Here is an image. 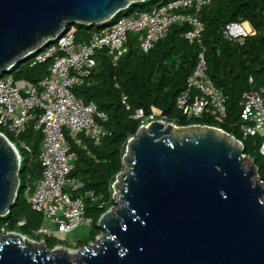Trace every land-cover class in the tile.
<instances>
[{
	"label": "water",
	"instance_id": "95a60500",
	"mask_svg": "<svg viewBox=\"0 0 264 264\" xmlns=\"http://www.w3.org/2000/svg\"><path fill=\"white\" fill-rule=\"evenodd\" d=\"M143 1L0 0V77L67 28L104 25ZM186 127L151 122L127 140L112 183L116 206L97 220V246L73 250L75 264H264V187L254 165L217 129ZM16 169L0 134V217L15 198ZM33 244L0 235V264H71Z\"/></svg>",
	"mask_w": 264,
	"mask_h": 264
},
{
	"label": "trees",
	"instance_id": "16d2710c",
	"mask_svg": "<svg viewBox=\"0 0 264 264\" xmlns=\"http://www.w3.org/2000/svg\"><path fill=\"white\" fill-rule=\"evenodd\" d=\"M166 1L145 0L133 3L104 25L89 27L76 24L72 26L75 40L87 42L92 33L115 20L149 11ZM197 18L202 25L199 46L189 44L182 38V33L189 30L186 25H172L166 36L146 53L138 52L135 36L127 34L125 51L114 65L105 50L95 52L94 68L85 77L83 84L72 88L75 97L84 103L92 102L97 111L106 116L101 124L106 135L97 146L85 141L86 149L83 150L70 144L76 159L69 176L82 183L81 192L91 193V199H85L84 216L90 220L92 231L85 240L77 243L79 247L93 241L94 236L100 232L96 226L98 218L116 205L111 197V185L123 169L121 158L125 143L134 135L138 126V121L131 117L138 110L145 115L153 107L168 120H175L177 126L204 125L231 135L241 142L243 155L254 165L257 180L264 187V152L261 150L264 137L242 138L238 133L241 94L250 88L264 87V0H211L197 13ZM231 21L247 22L251 29V35L241 46L228 42L221 34L223 25ZM200 50H203L207 76L225 99V115L221 123L205 115L186 119L174 105ZM28 62L29 57H24L9 71L12 80L35 84L47 73L48 62L33 67H29ZM248 77L252 79L251 84L247 82ZM120 94L126 96L128 110L120 105ZM17 140L25 144L29 153L17 150L21 158L16 175L19 186L11 208L0 217V231L32 238L41 217L29 209L22 197V190L26 182L35 181L40 176L37 155L41 134L33 132L31 122H28ZM21 220L23 224L18 226ZM34 238L42 240L46 249L56 245L50 243L53 239Z\"/></svg>",
	"mask_w": 264,
	"mask_h": 264
},
{
	"label": "built area",
	"instance_id": "2783aa9c",
	"mask_svg": "<svg viewBox=\"0 0 264 264\" xmlns=\"http://www.w3.org/2000/svg\"><path fill=\"white\" fill-rule=\"evenodd\" d=\"M210 1L168 0L149 11L115 20L100 31L92 33L87 42L76 41L73 31L67 28L52 44L44 48L42 44L39 50L25 56L29 57V67L48 62L47 73L35 84L25 80L14 81L10 74L0 77V134L16 151V175L21 158L15 144L6 135L16 141L19 149L29 153L25 144L17 140V136L28 122H31L33 132L41 134L37 155L40 176L35 181L26 182L22 190V197L29 209L41 217L39 227L32 233L33 238L38 235L53 237L65 234L83 221L90 223L84 213L85 199H91V193L81 192L82 183L69 176L76 159L70 144L83 150L86 149L85 141L97 146L106 135L101 126L106 116L97 111L92 102L84 103L75 97L71 90L83 84L85 77L94 68L95 52L105 50L114 65L125 51L127 34L135 36L137 51L146 53L166 36L172 25L189 27V30L182 33V38L189 44L195 43L199 46L202 25L198 21L197 13ZM221 34L228 42L241 46L251 35V29L247 22L231 21L223 25ZM12 68L9 67L8 70ZM247 82L251 84L252 79L248 77ZM126 100V96L120 94L119 103L124 110L129 109ZM224 101L222 92L211 83L206 74L203 50H200L191 73L185 79L182 91L175 98V108L186 119L205 115L221 123L225 115ZM239 106L240 136L264 137V87L244 91ZM131 118L138 121L137 129L140 125L144 127L151 122L183 128L153 107H150L145 115L138 110ZM215 129L224 133L218 128ZM224 134L242 148L239 140ZM261 150L264 152V143ZM18 186L16 177L15 190ZM22 224V220L17 223L18 226ZM101 236L103 233L99 232L86 246L94 249ZM29 241L37 244L32 239ZM40 243L44 246L42 240ZM52 250L64 252L70 249L56 244Z\"/></svg>",
	"mask_w": 264,
	"mask_h": 264
},
{
	"label": "rangeland",
	"instance_id": "374dc122",
	"mask_svg": "<svg viewBox=\"0 0 264 264\" xmlns=\"http://www.w3.org/2000/svg\"><path fill=\"white\" fill-rule=\"evenodd\" d=\"M70 28V31H73L74 27H69ZM9 137V136H8ZM10 140L15 144V147L16 149L19 150V147L17 146L16 144V141L13 140L11 137H10ZM248 162L250 161L248 158H247ZM243 166H247L246 165V162L244 161L243 162ZM124 170V168L122 169V171ZM257 178H255L256 180ZM115 180V179H114ZM114 182V181H113ZM112 190V193H113V188H111ZM115 192V191H114ZM112 197V195H111ZM262 200L264 201V196L262 197ZM116 206V205H115ZM114 206V207H115ZM92 231V226H91V223H86L85 221L81 222L80 224H78L73 230H71L70 232L68 233H65V234H58V235H53V237H43L41 235H38V238L39 240L42 238V239H49V240H52L50 243H54V244H58L62 247H66L70 250H74V249H78L80 248L77 243L78 242H81L82 240H85L87 238V236L90 234V232ZM4 233H2L0 231V235H3ZM32 239L34 242H36L37 244H40V241H37L35 238H28V240ZM43 245V244H42ZM88 245V244H87ZM86 246V245H85ZM87 247V246H86ZM88 248V247H87ZM54 252H59V251H54L52 250V247L47 249V255H51L53 254ZM72 260V259H70ZM73 264H75L73 262Z\"/></svg>",
	"mask_w": 264,
	"mask_h": 264
},
{
	"label": "bare ground",
	"instance_id": "6f19581e",
	"mask_svg": "<svg viewBox=\"0 0 264 264\" xmlns=\"http://www.w3.org/2000/svg\"><path fill=\"white\" fill-rule=\"evenodd\" d=\"M187 129H190L189 127H186V128H176V130H180V131H182V132H185V130H187ZM246 162V161H245ZM244 165V164H243ZM246 165H247V162H246ZM246 167V166H245ZM29 243H32V242H30L29 241ZM36 245V244H35ZM34 244H33V246H35ZM54 253H56V254H59V253H61V252H54ZM64 254H65V256L68 258V260L70 261V263L71 264H73V262H74V260L76 259V254H75V252L73 251V250H69V251H64L63 252ZM70 259H72V260H70Z\"/></svg>",
	"mask_w": 264,
	"mask_h": 264
}]
</instances>
